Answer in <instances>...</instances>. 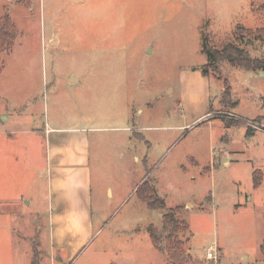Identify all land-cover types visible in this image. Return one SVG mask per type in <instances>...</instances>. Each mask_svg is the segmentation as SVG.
<instances>
[{
	"label": "rangeland",
	"instance_id": "obj_1",
	"mask_svg": "<svg viewBox=\"0 0 264 264\" xmlns=\"http://www.w3.org/2000/svg\"><path fill=\"white\" fill-rule=\"evenodd\" d=\"M7 12L15 35L0 56V264H169L147 230L162 227L164 212L131 193L143 170L166 209L182 208L188 264H207L209 247L219 264H264V130L248 125L264 127V72L222 63L218 81L194 71L207 61L205 39L264 60V0H0V17ZM238 26L252 35L236 42ZM46 125L94 129L101 229L62 263L49 244ZM131 126L132 139L121 131ZM133 150L146 163L135 168Z\"/></svg>",
	"mask_w": 264,
	"mask_h": 264
},
{
	"label": "crops",
	"instance_id": "obj_2",
	"mask_svg": "<svg viewBox=\"0 0 264 264\" xmlns=\"http://www.w3.org/2000/svg\"><path fill=\"white\" fill-rule=\"evenodd\" d=\"M205 116L207 114L193 117L194 119L190 120L189 124L184 125L182 129L198 123ZM261 119V126H264V117ZM121 129L123 132H133L132 136H128L130 139L139 136L135 133L138 127L131 126V128ZM147 129L150 130V128ZM90 130L94 129L83 127L55 128L46 125L41 133L45 143L43 165L45 164L46 172L45 197H47L49 212V244L51 250L57 255L59 263L63 262V258L71 261L76 257L101 229L95 227L93 222ZM128 141L130 142V140ZM127 154H129L128 160L134 163L135 168L141 162L146 163V156L142 154V157L138 156L136 150ZM143 173L138 176L131 193L135 194L138 186L146 180L148 175L144 176ZM154 182L156 190H159L157 188L158 182L156 180ZM107 190L112 197L111 190ZM217 254L219 264L222 258L220 249ZM205 263L211 264L206 260Z\"/></svg>",
	"mask_w": 264,
	"mask_h": 264
},
{
	"label": "trees",
	"instance_id": "obj_3",
	"mask_svg": "<svg viewBox=\"0 0 264 264\" xmlns=\"http://www.w3.org/2000/svg\"><path fill=\"white\" fill-rule=\"evenodd\" d=\"M264 33V31H260ZM239 34L241 35L239 37ZM15 25L13 24L9 13L0 17V56L2 54L9 55L14 45ZM245 35H252L249 29L238 26L236 28V42H242ZM203 54L207 61L205 64L195 68L194 71H199L201 76L208 79L209 76L215 77L218 81L221 80V65L222 63L230 65L233 68L242 71H257L264 72V60L252 59L245 51L239 49L231 43H228L222 49H216L209 45L205 39L202 45ZM3 68L0 57V72ZM225 88L228 89L227 81L223 80ZM237 103L230 104L232 109L237 107ZM211 114V113H210ZM230 123H234L233 118L229 119ZM249 129H252L249 127ZM261 184V178L254 177L253 187L257 188ZM138 199L145 204L146 208L151 211H162L164 214L161 217L162 227L155 228L149 226L147 229L155 250L166 256L169 264H188L193 261L192 255L184 249L188 238H186L189 230V224L184 219L182 208L174 207L166 209L164 200L159 196L156 190V184L152 180H144L138 189L135 191ZM185 238V240H183ZM35 247V246H34ZM36 250V249H35ZM259 252L264 257V243L260 246ZM36 257L34 253L33 258ZM34 264V263H32Z\"/></svg>",
	"mask_w": 264,
	"mask_h": 264
},
{
	"label": "built area",
	"instance_id": "obj_4",
	"mask_svg": "<svg viewBox=\"0 0 264 264\" xmlns=\"http://www.w3.org/2000/svg\"><path fill=\"white\" fill-rule=\"evenodd\" d=\"M250 127H252L254 130L262 131L264 130V127H258L251 124H248ZM261 128V129H260ZM218 249L215 247H209L206 251V261L210 262L212 264H216L218 261Z\"/></svg>",
	"mask_w": 264,
	"mask_h": 264
}]
</instances>
